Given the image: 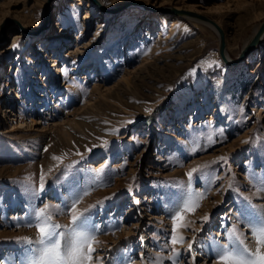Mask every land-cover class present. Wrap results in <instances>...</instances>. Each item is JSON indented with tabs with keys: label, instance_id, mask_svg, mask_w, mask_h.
<instances>
[{
	"label": "rangeland",
	"instance_id": "obj_1",
	"mask_svg": "<svg viewBox=\"0 0 264 264\" xmlns=\"http://www.w3.org/2000/svg\"><path fill=\"white\" fill-rule=\"evenodd\" d=\"M46 1L0 0V264L21 254L18 238L36 239V227L27 226L36 223V209L52 205V221L69 225V209L84 191L76 207L99 227L92 264H173V248L179 264L193 257L216 264L205 244L227 243L231 225L254 252L241 212L249 203L264 208V31L228 64L217 32L162 8L196 11L190 5L217 20L234 59L261 25L264 0H136L148 7L117 12L107 8L128 0H100L105 8L93 0ZM47 153L62 160L46 169L39 161ZM198 166L190 188L206 198L176 218L184 241L173 245L180 211L173 202ZM42 174L37 198L29 190L39 189Z\"/></svg>",
	"mask_w": 264,
	"mask_h": 264
},
{
	"label": "snow or ice",
	"instance_id": "obj_2",
	"mask_svg": "<svg viewBox=\"0 0 264 264\" xmlns=\"http://www.w3.org/2000/svg\"><path fill=\"white\" fill-rule=\"evenodd\" d=\"M104 144L106 145L107 142L105 141ZM89 151L91 150L89 149ZM53 159L62 160L61 157L56 156ZM220 159L226 160V157ZM200 167L203 166H198L186 173L189 178V190L179 194L173 202L174 206L180 209L173 217V234L171 237L173 245L184 241V237L177 234L176 218L181 216L182 212L194 211L195 208L200 206L199 201L206 198V192H195L194 189L190 188L194 178L193 174L198 172ZM102 171L103 166L101 169L95 170V174L99 176ZM234 179L233 177L229 181V188L233 186ZM259 183L264 189V176L260 178ZM43 189L44 175L42 174L39 189L29 190V192L38 198V193L42 192ZM129 189L131 190V186H129ZM88 194V191H84L82 195H78L73 200L69 209V215L71 216L69 225L52 221L51 214L48 212L53 207L52 205L44 204L42 208L36 209L34 213L36 223L27 225L28 227H36V239L33 240L30 237L18 238L23 242L21 254L8 261V264H16L17 260L19 264H92V254L96 251L94 245L100 243L95 239L99 227L93 225L90 218L85 215L88 209L80 211L76 207L81 202L82 196ZM91 207L94 206L90 205L89 208ZM241 215L244 216L252 236L256 240V250L251 251L244 242V233L240 232L236 225H231L225 229L224 233L227 243H220L219 240L212 239L205 244V247H210L215 254L217 264H264V251L261 250L264 248V208H258L256 205L249 203L242 210ZM208 219L207 214L202 217L204 221ZM188 226L187 223L180 225L181 228ZM192 247L193 244H189L188 250L191 251ZM172 252L173 255L169 259L173 260V264H179V252L175 248L172 249ZM96 259L97 261L102 260V258ZM193 264H195V257H193Z\"/></svg>",
	"mask_w": 264,
	"mask_h": 264
},
{
	"label": "water",
	"instance_id": "obj_3",
	"mask_svg": "<svg viewBox=\"0 0 264 264\" xmlns=\"http://www.w3.org/2000/svg\"><path fill=\"white\" fill-rule=\"evenodd\" d=\"M97 5L105 8L101 2L99 0H93ZM50 0H47V6L49 5ZM132 4H140V5H144L139 1L136 0H128L126 2H124L123 4L120 5V7H124V6H128V5H132ZM145 6V5H144ZM49 7V6H48ZM146 7V6H145ZM148 7V6H147ZM146 7V8H147ZM109 10L112 11H116L117 8L115 7H109L107 8ZM163 10H173L174 12L181 14V15H185V16H193L197 19L203 20V21H207L210 22L211 24H213V26L215 27V30L218 34L219 37V54L222 58V60L228 64H234L236 62H238L239 60H241L243 57H245V55L255 46V44L257 43V41L260 39L261 34L264 31V19L261 22V25L259 26L258 30L256 31V33L254 34V36L251 38V40L249 41V43L240 51V53L234 58V59H230L226 56V52H225V42H224V33L222 28L209 16L202 14V13H198L196 11H191V10H184V9H174V8H168V7H164L162 8ZM20 26V30L22 32H29L30 29L27 28L26 26H23L22 24H19ZM4 27V26H2Z\"/></svg>",
	"mask_w": 264,
	"mask_h": 264
},
{
	"label": "bare ground",
	"instance_id": "obj_4",
	"mask_svg": "<svg viewBox=\"0 0 264 264\" xmlns=\"http://www.w3.org/2000/svg\"><path fill=\"white\" fill-rule=\"evenodd\" d=\"M92 1V0H91ZM100 1V0H99ZM101 2V1H100ZM89 3V2H88ZM90 4V3H89ZM102 4V3H101ZM123 4V3H122ZM103 5V4H102ZM111 7H116L117 8V10L116 11H112V10H109V9H107V10H109V11H111V12H117V11H119L121 8H123L122 6L120 7V4L119 5H117V6H111ZM125 7V6H124ZM103 8V7H102ZM187 8H191V9H194V10H196V11H200L199 9H197V8H194V7H192V6H188ZM185 10V9H184ZM105 12H101V15H103ZM176 13V12H175ZM85 15H84V17H86V16H88V13L86 12V13H84ZM176 14H178V13H176ZM105 15V14H104ZM181 15V14H180ZM185 16V15H184ZM189 17H192V18H195V17H193V16H189ZM86 19V18H85ZM197 19V18H196ZM198 20H200V19H198ZM202 21V23L204 24V25H206L207 27H209V28H211L213 31H215L216 32V30H215V27L213 26V24H211L210 22H207V21H203V20H201ZM216 22H217V24L221 27V25H220V23L217 21V20H215ZM23 25H25L26 26V24L25 23H23ZM258 26H259V23L258 24H256V25H254L253 26V28H252V31H251V33H250V35L244 40V42H243V45L244 44H246L247 42H248V40L250 39V37L254 34V32L256 31V29L258 28ZM223 27V26H222ZM221 27V28H222ZM2 29H3V27H2ZM222 30H223V28H222ZM97 31V30H96ZM32 32V31H31ZM100 33V32H99ZM223 33L225 34V31L223 30ZM61 34H63V35H65V36H67V35H69V33L67 32V30L65 31V30H62V32H61ZM44 36L43 37H45V36H47V35H45V34H43ZM71 35V34H70ZM167 35V34H166ZM165 35V36H166ZM18 36V35H17ZM161 36V35H160ZM263 37H264V34L262 35ZM162 37V36H161ZM49 38V37H48ZM165 38H168V35L165 37ZM163 39V38H162ZM224 42H225V36H224ZM249 43V42H248ZM247 43V44H248ZM225 46V45H224ZM246 46V45H245ZM253 49V48H252ZM251 49V50H252ZM54 50V49H53ZM250 50V51H251ZM218 51H219V42H218ZM249 51V52H250ZM56 56H54L53 57V59L52 60H55L56 58H55ZM249 58V56L247 57V59ZM219 101H220V103H219V106H220V113H221V117H222V119H223V121H224V125H225V129L226 130H229L230 129V112H229V110H228V108H227V106H226V104L224 103V102H222V99H221V97H220V99H219ZM40 127H39V129L40 130H43L45 127H43V125L41 124V125H39ZM49 154L47 153V154H45L43 157H42V159L39 161V163L40 164H44V166L46 167V169L49 167V163L51 164V162H52V160L53 159H51L49 156H48ZM39 164V166H41ZM46 165H48V167L46 166ZM67 197L68 198H70V195H67ZM152 216H157L156 214H154V215H152ZM217 264V263H216Z\"/></svg>",
	"mask_w": 264,
	"mask_h": 264
}]
</instances>
